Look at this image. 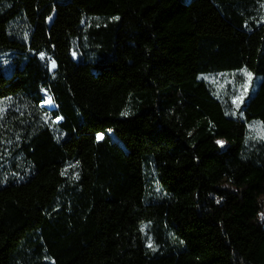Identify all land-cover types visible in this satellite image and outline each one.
Instances as JSON below:
<instances>
[{"label":"trees","instance_id":"1","mask_svg":"<svg viewBox=\"0 0 264 264\" xmlns=\"http://www.w3.org/2000/svg\"><path fill=\"white\" fill-rule=\"evenodd\" d=\"M262 196L264 0H0V264H264Z\"/></svg>","mask_w":264,"mask_h":264},{"label":"rangeland","instance_id":"2","mask_svg":"<svg viewBox=\"0 0 264 264\" xmlns=\"http://www.w3.org/2000/svg\"><path fill=\"white\" fill-rule=\"evenodd\" d=\"M50 67L53 69V64H50ZM201 79L210 86L216 98L226 103L228 114L231 116H236L240 112L245 98L253 93L258 85V80L253 79L252 76L249 78L245 71L203 76ZM41 106L48 112L53 110L49 99ZM45 118L48 120V115ZM248 129L252 140L262 137V127L258 122L248 124ZM260 200L264 202V196L260 197Z\"/></svg>","mask_w":264,"mask_h":264},{"label":"snow or ice","instance_id":"3","mask_svg":"<svg viewBox=\"0 0 264 264\" xmlns=\"http://www.w3.org/2000/svg\"><path fill=\"white\" fill-rule=\"evenodd\" d=\"M55 66L54 62H53V67ZM245 74L250 78L251 77V74L248 73L246 70H245ZM49 102H50V99H49ZM98 138H102V137H98ZM151 246V245H149Z\"/></svg>","mask_w":264,"mask_h":264}]
</instances>
